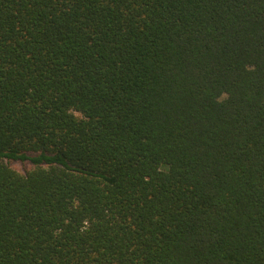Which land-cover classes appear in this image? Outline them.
Returning a JSON list of instances; mask_svg holds the SVG:
<instances>
[{
    "label": "trees",
    "instance_id": "obj_1",
    "mask_svg": "<svg viewBox=\"0 0 264 264\" xmlns=\"http://www.w3.org/2000/svg\"><path fill=\"white\" fill-rule=\"evenodd\" d=\"M0 264H264V0H0Z\"/></svg>",
    "mask_w": 264,
    "mask_h": 264
},
{
    "label": "rangeland",
    "instance_id": "obj_2",
    "mask_svg": "<svg viewBox=\"0 0 264 264\" xmlns=\"http://www.w3.org/2000/svg\"><path fill=\"white\" fill-rule=\"evenodd\" d=\"M13 166H15L16 168H18L20 171H23L26 168L30 167L31 164L29 162L22 163V162L16 161V162H13Z\"/></svg>",
    "mask_w": 264,
    "mask_h": 264
}]
</instances>
